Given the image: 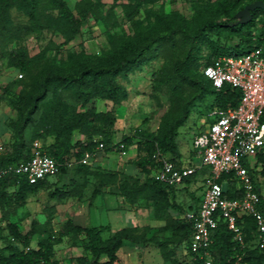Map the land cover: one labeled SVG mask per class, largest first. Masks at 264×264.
<instances>
[{"label":"trees","instance_id":"16d2710c","mask_svg":"<svg viewBox=\"0 0 264 264\" xmlns=\"http://www.w3.org/2000/svg\"><path fill=\"white\" fill-rule=\"evenodd\" d=\"M257 0H220L216 16H210L193 23L178 11L166 12L163 8L145 10L144 25L136 27L132 39H118L112 50L92 60L88 56L69 53L66 61L44 59L47 48L36 56L21 41L28 35H42L45 31L58 33L63 41L61 48L70 44L81 33L82 24L88 20L100 21L108 32L120 23L115 8L121 6L128 21H133L140 13L143 0L128 2L114 0L106 10L103 0H79L73 11L66 0H0V60L6 66L22 74L17 79L22 85L19 93H13L8 87L2 96L17 112L12 123L10 143L12 152L0 155V167L29 160L34 154L35 142L40 141L44 153L54 157L59 163L60 178L71 170L80 177L71 179L69 185L59 188V181L50 182L49 178L29 183L18 175L0 178V264H59L54 259L56 245L66 236L81 240L85 254L75 257L76 264H121L118 255L125 241L139 244H155L165 264H203L202 260L190 257V238L193 221L185 217L188 212L197 213L202 195L197 196L191 190L194 204L182 209L177 202V191L188 190L196 174L185 179L179 185H168L157 181L151 174L161 165V158L186 164L179 151L178 129L185 125L192 107L204 106L207 114L213 108L236 107L241 100L238 88L225 86L216 88L204 74L207 66L213 65L222 56H241L254 49L261 48L264 54V9L251 11V19L242 22L237 18L239 11ZM17 9L29 20L26 24L12 21V10ZM238 39L234 45L228 42ZM179 41L187 45L184 57L177 58L172 74L157 72L159 86L166 85L170 91L172 109L162 120L157 133L144 132L142 153L133 160L136 167L145 175L127 174L118 170L105 169L94 161L101 149L107 153H126L134 145L135 135H124L115 143L112 127L117 121L115 110L98 111L95 108L80 110L94 99L112 101L121 106L128 99V89L118 81L120 75H126L138 67L147 53L153 52L155 45L174 47ZM203 43H208L210 52L204 54ZM16 44L15 47H12ZM59 52H62L60 49ZM44 61L42 62V60ZM199 134L204 125H201ZM137 132V131H136ZM79 135L77 139L75 136ZM89 156L88 163L81 160ZM72 158L74 163H67ZM199 162V161H198ZM262 169H254V179L259 175L264 179V154L258 157ZM191 161L186 165H194ZM229 198L241 197L242 188L234 176L219 179ZM259 192L261 183L256 181ZM54 188V196L60 199L83 198L89 186L93 187L91 199H95L110 187L112 192L122 196L126 202L134 205L146 200L152 203L153 213L165 220V225L152 235L150 226L123 228L112 232L110 225L83 226L69 218L59 234L52 235L36 221L31 223L27 232L9 220L10 207L23 205L30 194L40 189ZM199 190H203L201 185ZM261 210L264 213V194H261ZM171 210L182 212L172 215ZM6 221L3 225L2 221ZM238 223L245 232V246L233 239L226 222L221 219L212 234L211 253L214 264H264V246L258 240L257 223L252 216H242ZM7 231V232H6ZM48 233L33 247V238ZM183 244L184 251L177 247ZM106 257L105 260H102Z\"/></svg>","mask_w":264,"mask_h":264},{"label":"rangeland","instance_id":"374dc122","mask_svg":"<svg viewBox=\"0 0 264 264\" xmlns=\"http://www.w3.org/2000/svg\"><path fill=\"white\" fill-rule=\"evenodd\" d=\"M70 8L75 11V6L79 0H66ZM107 5V10L114 0H103ZM120 1V0H119ZM128 2L129 0H121ZM220 0H143V4L140 13L134 18L133 21H128L125 17L124 11L121 6L115 8L117 19L120 25L117 28L108 32L105 26L96 20H88L82 24L81 33L70 44L61 48L60 43L63 41L62 37L58 33L45 31L42 35L31 34L25 37L21 44L29 48L30 54L36 56L47 48V56L44 59H55L56 61H66L69 53H76L81 56H88L92 60H97L103 54L112 50L113 44L118 39H132L136 34V27L148 25V21L144 20L145 10L151 9L152 11L163 8L166 12L171 13L173 11L180 12L193 23H198L203 19L216 16V8ZM239 12H242L239 11ZM238 12V13H239ZM237 18L241 21L245 19V15H237ZM12 21L15 24L29 23L28 18L17 9L12 10ZM238 39H234L229 45H234ZM14 44L12 47H15ZM202 51L204 54L210 52V46L208 43H203ZM62 52H59V50ZM155 50L151 53H147L145 59L141 64L133 71L126 75H120L118 81L123 84L129 91L128 99L125 100L121 106H115L112 101L103 99H94L89 102L86 107H79L80 110L87 108H95L98 111L115 110L117 121L112 127L113 141L119 142L124 135H135L134 145L127 152L122 154L114 151L110 155L102 152L101 161L102 166L109 170H118L125 172L128 170L132 175H137L145 179V175L138 170L133 163L140 153H142V133H157L163 117L169 113L172 109L170 91L168 86L158 85L157 72L163 74H172V67L177 58L184 57L188 50V47L183 42L179 41L178 45L174 47H162L155 45ZM42 60V62L44 61ZM19 72L14 68L6 66V62L0 60V145H3V153L12 152V146L10 139H3L2 136L6 133L10 134L12 123L17 118V112L9 104V102L2 96L5 87H8L13 93H19L22 89V85L17 79H22ZM207 114L204 112V106L197 104L191 109L188 120L185 125L178 129V148L183 157L185 163H189L193 149H194V136L200 131V126L204 124ZM137 131V132H136ZM141 134V135H139ZM80 137L75 136V139ZM2 138V139H1ZM197 160L198 157H195ZM95 161H91L94 163ZM209 173V168L204 167L200 169L191 184L188 186V190L180 189L177 191V202L182 205V209L187 208L188 205L194 204V200L191 199V190L195 191L197 196L202 195V190L198 188L203 184L205 176ZM152 175V174H151ZM78 177L74 170H71L68 174L58 178L57 176H50V182L59 181V188H63L64 185H69L71 179ZM80 183L83 182V177L80 176L77 179ZM264 185V184H263ZM40 189L36 193L30 194L29 198L23 205H13L10 207L9 220L15 222L20 226L22 232H27L30 229L31 223L36 221L43 229H48L52 235H58L63 229L64 223L71 218L75 213H83V205L86 207L88 213L91 214L92 225L107 224L110 221H116L114 216L108 213H143L140 210L135 212L133 205L128 202H122L118 197L113 194L100 195L91 206L89 202H92L90 198L93 187L90 186L86 200L83 198L72 197L60 199L54 196V188ZM264 193V186L262 188ZM126 208H122V207ZM139 207L152 212V203L142 200L139 203ZM172 215H177L182 212H176L171 210ZM1 217V213H0ZM143 216L137 215L126 220V226H133V224H140L147 222ZM77 222L83 223V220ZM3 225H6V221H2ZM76 223V222H75ZM78 224V223H77ZM118 224V223H115ZM120 226V225H117ZM7 232V231H6ZM48 237V233L42 234L33 238L32 246L37 247V242L40 239ZM5 242H0V247L4 246ZM178 252L184 251L183 244L177 247ZM143 251V250H142ZM85 254L80 239H75L72 236H66L61 240V243L56 245V255L54 259L59 261V264H76L74 259L78 255ZM123 252H121V257ZM137 255V254H135ZM134 255V257H135ZM134 259V258H133ZM122 262V260H121ZM141 262L143 264H163L164 260L157 247H153L151 252L144 251L142 253ZM170 264V263H167Z\"/></svg>","mask_w":264,"mask_h":264},{"label":"built area","instance_id":"2783aa9c","mask_svg":"<svg viewBox=\"0 0 264 264\" xmlns=\"http://www.w3.org/2000/svg\"><path fill=\"white\" fill-rule=\"evenodd\" d=\"M204 74L220 89L225 86L238 88L241 100L238 106L213 108L207 113L204 129L194 136V149L200 161L194 165H179L167 158H161V165L153 172L155 180L168 185H179L204 167L209 173L203 180L202 201L197 213L188 212L185 217L193 221V232L189 248L194 259L203 264H214L211 253L212 234L223 219L233 239L245 246V232L238 223L242 216H252L257 223L258 240L264 246V213L261 210L264 179L259 175L261 192L253 177L254 169H262L258 157L264 154V54L261 48L241 56H222L213 65L204 69ZM22 77V75H20ZM104 147L100 143L99 148ZM0 145V155L3 152ZM125 154V153H124ZM85 156L81 162L88 163ZM75 159L68 161L71 166ZM58 161L44 153L42 143L35 142L34 154L27 160L0 167V178L18 175L29 183L56 176ZM234 176L243 194L229 198L219 179ZM241 260L238 257L237 263Z\"/></svg>","mask_w":264,"mask_h":264},{"label":"crops","instance_id":"0c3cea01","mask_svg":"<svg viewBox=\"0 0 264 264\" xmlns=\"http://www.w3.org/2000/svg\"><path fill=\"white\" fill-rule=\"evenodd\" d=\"M2 138L5 140V139H10V134L9 133H6L2 136ZM1 138V139H2ZM131 149V148H130ZM129 149V150H130ZM102 152L104 153H107L103 150H99L98 153H97V157L95 158V163L97 165H100L102 166L101 164V161L104 157H102ZM111 153L113 152H109L108 154H105L106 156L107 155H110ZM124 154V153H122ZM127 154V152L125 153ZM195 157H198V159L196 160ZM191 161H195V162H198L200 161V155L197 153V151L195 149H193V153H192V156H191V159L190 161L188 162H191ZM103 167V166H102ZM104 168V167H103ZM139 170V169H138ZM125 173L127 174H132V173H129L128 170H125ZM90 187V186H89ZM88 187V188H89ZM91 191V189H87L85 191V194H84V197H83V200H86V197L88 195V192ZM106 193H109V194H113L115 195L116 197H118L120 199V201L122 202H126V200L118 195V194H115L112 192L111 188L110 187H106L103 189V192L100 194V195H103V194H106ZM87 194V195H86ZM91 194H92V191H91ZM98 195L95 199L92 200V202H89V206H91L93 204V202L100 196ZM90 198H91V195H90ZM123 209L126 208L125 206L122 207ZM132 209L137 212V210H140L141 212L143 213H108L110 214L111 216H114L117 219V222L116 221H110L109 223L107 224H101V225H95L97 227L99 226H102V225H110L111 226V230L112 232H115V231H118L120 229H123V228H133V227H143V226H150L152 227V230L151 232L149 233V235H152L154 234L155 232H157L159 230L160 227L164 226L165 225V220L162 219V218H157L153 211L150 212L148 211L146 208L142 209L139 207V203L138 204H134ZM83 213H75L73 216H71V218L78 224L80 225H83V226H94L92 224H90L92 218H91V214L92 213H88V211L86 210V207H84L83 205ZM143 214H145V219H147V222H144V223H140V224H133V226H126V220L123 218L127 217V218H131V216L134 218L136 217L137 215H141L143 216ZM78 220L82 221L83 220V223H79L77 222ZM115 223H118V224H115ZM117 225H120V226H117ZM153 247H157L155 244H152V243H149V244H139V243H134V242H131V241H125L124 242V245L123 247L119 250L118 252V255L119 257L121 258L122 262L121 264H143L141 262V257H142V253H144V251H147L148 252H151L152 248ZM158 248V247H157ZM159 249V248H158ZM143 250V251H142ZM121 252H123V255L121 257ZM160 252V250H159ZM137 254V255H135ZM135 255V257H134ZM134 258V259H133ZM106 257H103L102 260H105ZM57 260V259H56ZM164 260V259H163ZM165 264V262L163 263Z\"/></svg>","mask_w":264,"mask_h":264},{"label":"water","instance_id":"95a60500","mask_svg":"<svg viewBox=\"0 0 264 264\" xmlns=\"http://www.w3.org/2000/svg\"><path fill=\"white\" fill-rule=\"evenodd\" d=\"M256 8L264 9V0H257L245 6L242 12H239L240 15H245V19L241 20L242 22H246L251 19V11L255 10ZM238 13V14H239ZM237 14V15H238Z\"/></svg>","mask_w":264,"mask_h":264}]
</instances>
